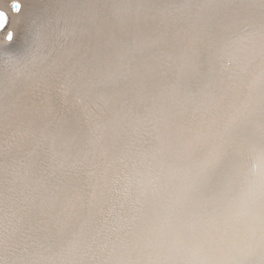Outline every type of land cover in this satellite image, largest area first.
<instances>
[{
	"label": "snow or ice",
	"instance_id": "6c2138e0",
	"mask_svg": "<svg viewBox=\"0 0 264 264\" xmlns=\"http://www.w3.org/2000/svg\"><path fill=\"white\" fill-rule=\"evenodd\" d=\"M7 3L0 264H264V0Z\"/></svg>",
	"mask_w": 264,
	"mask_h": 264
},
{
	"label": "bare ground",
	"instance_id": "6f19581e",
	"mask_svg": "<svg viewBox=\"0 0 264 264\" xmlns=\"http://www.w3.org/2000/svg\"><path fill=\"white\" fill-rule=\"evenodd\" d=\"M29 16H30V12H28V17L23 16V18L20 20V25L17 31L18 39L16 44V54L20 57H23L24 55L27 54V51L29 50L34 38V36H30V35L25 37L24 35L26 34V32H28L31 29L32 25L40 26L39 22H42L47 18L41 15L36 8H35V15L32 17ZM47 19L45 20V22L47 21ZM42 24L43 23H41V25ZM2 55L3 54H0V56Z\"/></svg>",
	"mask_w": 264,
	"mask_h": 264
},
{
	"label": "clouds",
	"instance_id": "9594fccd",
	"mask_svg": "<svg viewBox=\"0 0 264 264\" xmlns=\"http://www.w3.org/2000/svg\"><path fill=\"white\" fill-rule=\"evenodd\" d=\"M20 3L22 5V10L13 16L14 23L19 22L23 18L26 4H28L29 7H35L41 15L47 18L50 17V4L52 3V0H20ZM8 4H10V0L5 4L6 9Z\"/></svg>",
	"mask_w": 264,
	"mask_h": 264
}]
</instances>
